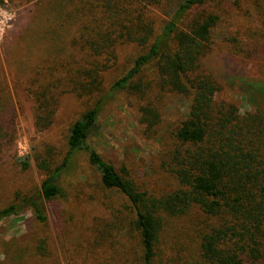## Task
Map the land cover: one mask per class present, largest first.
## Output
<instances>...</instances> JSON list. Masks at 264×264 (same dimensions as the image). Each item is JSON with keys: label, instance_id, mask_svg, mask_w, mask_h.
<instances>
[{"label": "trees", "instance_id": "obj_1", "mask_svg": "<svg viewBox=\"0 0 264 264\" xmlns=\"http://www.w3.org/2000/svg\"><path fill=\"white\" fill-rule=\"evenodd\" d=\"M224 1L259 27L246 30L245 41L239 31L220 33L230 50L250 56V46L264 47V0H53L48 9L54 18L74 30L69 53L56 55L60 46L51 51L26 87L35 128L50 127L64 94L85 106L68 126L65 154L54 159L48 146L49 157H35L43 179L36 190L2 207L0 220L29 209L44 223V203L61 193L60 174L75 153L84 152L101 185L129 201L139 264H264V111L254 107L241 114L235 103L218 98L219 82L201 70L218 38ZM125 45L136 53L109 90L139 100L143 132H157L167 97L185 106L160 166L174 185L159 193L141 187L127 167L116 168L88 142L106 101L105 72L117 64L118 49ZM5 115L1 110L0 152L8 136ZM16 162L25 169L29 158ZM114 231L122 229L98 232L111 238ZM36 250L43 253V241Z\"/></svg>", "mask_w": 264, "mask_h": 264}, {"label": "rangeland", "instance_id": "obj_2", "mask_svg": "<svg viewBox=\"0 0 264 264\" xmlns=\"http://www.w3.org/2000/svg\"><path fill=\"white\" fill-rule=\"evenodd\" d=\"M52 1L0 2V113L5 111L4 125L8 131L0 152V209L17 195L38 188L43 174L35 157H49L48 146L53 147L54 159L65 154L68 126L85 106L82 100L64 94L50 127L42 131L35 128L34 102L26 87L36 67L45 64L42 59L53 54L51 51L60 46L56 55L69 53L74 30L61 18H54V11L48 9ZM258 29V21L244 19L224 1L216 31L218 38L202 59L201 70L220 84L218 98L235 103L241 114L254 107L264 111V47L257 50L256 45L250 46V56L236 54L220 33L239 31L237 36L245 41L246 30ZM53 30L61 38H52L53 33L48 31ZM135 53L131 45L120 47L117 64L105 72L106 101L97 119V131L88 142L116 168L127 167L141 187L159 193L174 185L172 177L160 166L165 148L173 143L172 132L185 106L178 98L167 97L160 109L157 132L153 135L143 132L144 126L138 122L139 100L109 90L113 79L126 70ZM24 156L29 158L25 169L16 162V157ZM58 182L60 195L44 203V223L29 209L0 220V264H139V240L130 226L129 201L118 191L101 185L84 152L74 154ZM110 226L120 227L121 233L114 231L111 238L109 235L103 238L98 231ZM40 241L44 242L42 254L36 250Z\"/></svg>", "mask_w": 264, "mask_h": 264}]
</instances>
